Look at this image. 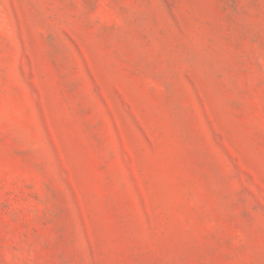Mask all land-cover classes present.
<instances>
[{
    "label": "rangeland",
    "instance_id": "374dc122",
    "mask_svg": "<svg viewBox=\"0 0 264 264\" xmlns=\"http://www.w3.org/2000/svg\"><path fill=\"white\" fill-rule=\"evenodd\" d=\"M0 264H264V0H0Z\"/></svg>",
    "mask_w": 264,
    "mask_h": 264
}]
</instances>
